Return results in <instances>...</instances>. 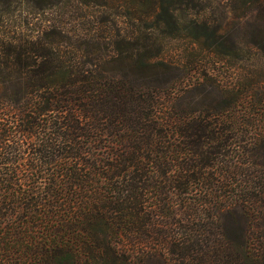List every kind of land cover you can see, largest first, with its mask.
Segmentation results:
<instances>
[{"label": "trees", "instance_id": "trees-1", "mask_svg": "<svg viewBox=\"0 0 264 264\" xmlns=\"http://www.w3.org/2000/svg\"><path fill=\"white\" fill-rule=\"evenodd\" d=\"M227 3L264 26V0ZM89 37L0 60L15 87L0 94V264H262L264 110L249 97L264 90L212 83L215 105L186 102L199 84L163 63L106 76L83 61Z\"/></svg>", "mask_w": 264, "mask_h": 264}, {"label": "rangeland", "instance_id": "rangeland-1", "mask_svg": "<svg viewBox=\"0 0 264 264\" xmlns=\"http://www.w3.org/2000/svg\"><path fill=\"white\" fill-rule=\"evenodd\" d=\"M227 4V0H2L0 60L11 47L31 41L47 47L58 44L62 52H71L74 36L85 34L90 37L83 45L82 60L100 62L104 75L128 73L138 62L151 67L163 63L173 73L183 72L181 87L199 84L195 97L186 102L208 99L212 106L217 103L212 83L227 90V85L241 81L244 92L251 85L264 90V56L250 45L248 35L249 30L262 34L264 26L241 11H231ZM1 74L12 81L16 76ZM14 90L5 86L0 94ZM249 98L263 113L264 102L257 104L256 95ZM240 214L226 212L222 225L232 227ZM259 223L264 229V220ZM145 264L164 263L151 259Z\"/></svg>", "mask_w": 264, "mask_h": 264}]
</instances>
